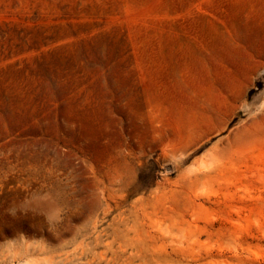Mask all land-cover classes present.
<instances>
[{
    "label": "rangeland",
    "instance_id": "1",
    "mask_svg": "<svg viewBox=\"0 0 264 264\" xmlns=\"http://www.w3.org/2000/svg\"><path fill=\"white\" fill-rule=\"evenodd\" d=\"M0 264H264V0H0Z\"/></svg>",
    "mask_w": 264,
    "mask_h": 264
}]
</instances>
